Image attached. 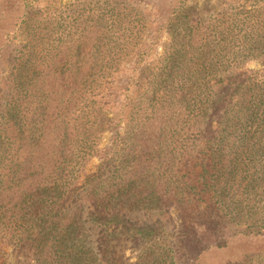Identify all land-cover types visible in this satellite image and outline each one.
<instances>
[{
  "label": "trees",
  "instance_id": "trees-1",
  "mask_svg": "<svg viewBox=\"0 0 264 264\" xmlns=\"http://www.w3.org/2000/svg\"><path fill=\"white\" fill-rule=\"evenodd\" d=\"M210 1L180 0L151 62L129 0L73 2L43 23L11 3L24 37L0 78V264H13L4 248L18 264H196L264 238V81L243 68L264 57V0Z\"/></svg>",
  "mask_w": 264,
  "mask_h": 264
},
{
  "label": "rangeland",
  "instance_id": "rangeland-1",
  "mask_svg": "<svg viewBox=\"0 0 264 264\" xmlns=\"http://www.w3.org/2000/svg\"><path fill=\"white\" fill-rule=\"evenodd\" d=\"M15 0H0V9L4 11L3 16L5 20L0 23V78L5 74L6 70V54L11 52L15 47H19L23 41L24 34L16 28L12 29L15 21L12 20V16H8L7 12L13 7L12 2ZM20 10H24L28 2L35 7L38 11L36 20L38 23L47 22L50 18L51 21L58 19L57 14L63 11L67 5L73 2H83L87 0H17ZM190 2V0H187ZM198 1L197 7L201 6L203 0ZM180 0H129V4L134 8L139 9L141 12L147 14L149 24L147 25L148 33L146 34L145 41L141 49L142 53H145L144 60L151 62L158 55L163 52V44L168 41L165 33L168 16L174 7L178 6ZM230 3H238L243 7H250L251 0H211L209 7L219 9ZM262 8L263 5H259L258 8ZM15 15L18 13L12 12ZM134 67L133 63H126L124 68L126 70ZM243 68L255 73V76L264 81V57H257L244 63ZM124 125L121 124L118 127V131L122 133ZM114 135L112 133H105L99 147H109L112 145ZM99 158H93L85 168V173L89 174L95 172L97 165L99 164ZM160 224L165 228V241L168 243L175 242L172 234L175 232L176 218L174 214L166 218H160ZM6 257L10 263L18 264V258L11 252V249L4 248ZM264 254V238L251 237V236H237L232 238L227 247L221 250H211L200 257L196 264H221L234 258H240L246 255ZM125 255L134 258L136 255L134 247L129 244L126 245ZM189 258L181 259L180 264H190ZM25 264V263H23Z\"/></svg>",
  "mask_w": 264,
  "mask_h": 264
}]
</instances>
